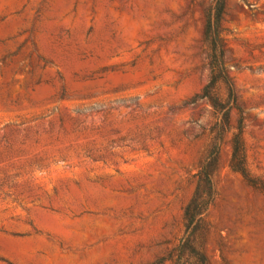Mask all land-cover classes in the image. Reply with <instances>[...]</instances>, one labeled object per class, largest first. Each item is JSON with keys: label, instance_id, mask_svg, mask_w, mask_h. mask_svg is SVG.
Listing matches in <instances>:
<instances>
[{"label": "rangeland", "instance_id": "1", "mask_svg": "<svg viewBox=\"0 0 264 264\" xmlns=\"http://www.w3.org/2000/svg\"><path fill=\"white\" fill-rule=\"evenodd\" d=\"M225 5L227 124L199 98L212 0H0V264H174L212 152L207 264H264V0Z\"/></svg>", "mask_w": 264, "mask_h": 264}, {"label": "trees", "instance_id": "2", "mask_svg": "<svg viewBox=\"0 0 264 264\" xmlns=\"http://www.w3.org/2000/svg\"><path fill=\"white\" fill-rule=\"evenodd\" d=\"M225 4L226 0H212V7L204 25L203 37L209 49L207 59L210 77L208 84L199 96L200 99L207 100L212 107L220 108L219 112H222L221 123L223 124L228 123L229 112L236 106L233 86L226 74L225 49L221 38ZM219 84L225 86L228 100L232 101V106L227 109L220 105L216 95V87ZM230 146V168L250 183L251 180L245 165L241 121L237 132L232 135ZM216 164L217 153L212 152L204 159L194 174V192L183 209L184 234L175 248V257H170L174 264H207L202 248L198 244V237L202 229L203 217L217 196L213 182Z\"/></svg>", "mask_w": 264, "mask_h": 264}]
</instances>
